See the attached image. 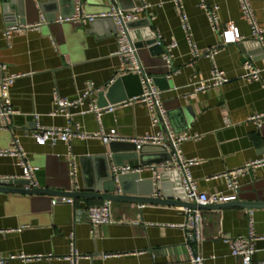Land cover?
Wrapping results in <instances>:
<instances>
[{
  "label": "crops",
  "instance_id": "1",
  "mask_svg": "<svg viewBox=\"0 0 264 264\" xmlns=\"http://www.w3.org/2000/svg\"><path fill=\"white\" fill-rule=\"evenodd\" d=\"M64 1L61 12H50L48 16L40 13L38 20L31 17L22 23H41L38 28L14 32L8 39L3 30L15 24V20L3 11L4 0H0V80L7 74L18 75L10 89L16 113L10 117L8 127L0 128V149L10 147L17 138L29 162L37 167L35 178L39 187L63 189L56 185L69 176L72 189L82 191L95 176L128 165L139 168L131 171L143 181L139 191H151V196L175 195L181 184L178 174L164 176L163 187L153 176V167L168 172L155 163L164 154L154 156L146 149L141 152L140 146L133 149L128 140L104 143L101 138L90 136L54 145H38L34 141L31 132L36 124L44 128L69 124L66 116L50 115L53 93L76 99L88 82L99 89L86 97L82 106L70 109L71 125L79 124L88 133L100 128L115 129L125 139L156 130L150 125L144 104L138 100L116 104L113 111L102 112L99 120L92 112L79 113L91 99L99 102L100 91H104L100 100L108 102L105 92L124 74L118 72L121 59L115 53L118 46L113 24L108 19L57 23L58 15L73 13L72 0ZM249 1L258 24L264 27V0ZM117 2L123 7L129 0ZM142 2L148 6L138 20L131 22L133 39L144 37L150 28L164 46L177 44L171 50L169 72L159 84H154L161 92L172 131L188 135L179 148L185 158L195 159L190 166L191 176L201 193L228 192L225 181L216 175L238 168L247 160L264 157V122L255 126L249 121L252 114L264 111V70L258 79L242 77L246 59L264 67L261 49L251 40L237 0H206L209 6L219 8L218 25L233 23L236 33L244 39L223 46L213 57L228 81L194 94V87L208 79L213 61L203 55L193 56L180 26L179 11L171 0ZM182 3L191 41L199 50L217 47L219 36L209 25L204 10L198 7V0ZM82 8L96 13L107 10L108 5L104 0H84ZM16 23L19 24L18 20ZM125 91L116 87L109 96L114 103L108 104L122 101ZM167 149L171 154L172 149ZM124 155L131 157L125 159ZM71 160L76 168L74 176L69 173ZM21 175L15 157L0 155V179ZM238 181L241 191L236 193V200L264 198V166L241 175ZM50 199L0 191V257L6 258L8 264H70L66 259L70 233L81 256L77 264H189L188 248L204 258L203 264H239L225 239L247 234L250 218L256 250L253 261L264 264V206L249 210L243 206L199 208V236L189 241L187 232L180 227L186 222L180 205L110 201L113 222L92 227L86 220L85 209L104 200L75 198L72 205H52ZM19 252L50 257L26 262L14 257Z\"/></svg>",
  "mask_w": 264,
  "mask_h": 264
},
{
  "label": "built area",
  "instance_id": "2",
  "mask_svg": "<svg viewBox=\"0 0 264 264\" xmlns=\"http://www.w3.org/2000/svg\"><path fill=\"white\" fill-rule=\"evenodd\" d=\"M108 5V9L105 11H100L96 13L85 12L82 8L84 0H74V14L71 15H58L55 18V22H74L79 23L88 21L92 22L96 18H109L116 30L117 34V50L115 53L119 55L121 59V66L118 69L119 73H136L141 81L142 93L140 95H135L130 100L141 101L146 112L149 115L151 127H156V130L152 134H144L141 136H135L132 139H125L121 137L115 129H110L104 131L100 130L88 133L81 130L79 124L71 125V111L70 109L82 106L86 97L98 91L94 87L92 82H88L85 89L76 99H68L66 97H61L57 93H53V108L49 112L50 115H62L69 119V124L65 127H48L44 128L35 125L31 132L34 141L38 145L50 144L54 145L58 142H69L73 138H79L81 140L92 137L101 138L102 142L110 143L112 141H130L134 146H141L142 144H158L163 145L167 148L172 149L170 160L157 163L156 166L165 171H174L180 177L181 187L183 189L185 200L188 202H195L197 204H222L223 202L236 200V190L239 188L238 178L250 172L257 167L264 166V157H257L256 159H250L244 162L243 165L238 168L231 169L222 172L215 177L221 178L225 181V186L228 192H211V193H201L198 191L197 183L191 176L190 166L195 162V159L185 158L179 148V143L186 140L188 135H176L172 131L168 115L166 114V109L163 105V99L160 90L154 84L152 76L144 71V68L139 62L137 57V47L134 45L135 40L131 36L130 28L128 27L131 22L139 19L140 14L145 11L148 5L144 4L142 0H132L133 4L130 8H124L120 6L117 0H104ZM176 9L179 11L180 26L185 32V37L188 44L191 46V52L194 57H199L201 55L209 58L213 61V57L219 52V50L228 44L236 43L242 41L244 38L236 33V27L231 22H227L224 27L218 25L219 13L218 6H209L206 0H198V7L202 8L207 16V20L212 29L219 36V44L217 47L201 49L197 47L195 43L191 41L190 37V26L188 22V16L183 8L182 0H171ZM238 6L240 7L242 16L245 22L248 24L250 29L251 40L256 42L260 47L261 52L264 57V27L258 24L256 17L254 15V9L251 7L249 0H237ZM41 23H27V24H10L3 30V34L6 38H10L14 32L26 31L27 29L38 28ZM159 41V40H158ZM160 42V41H159ZM175 42L166 44L165 54L163 59L168 63L170 62L171 50L176 46ZM243 74L242 77L254 80L258 79L260 72L264 70L253 64L251 59H246L243 62ZM18 75L15 73L7 74L3 76L0 80V128H6L9 126L10 117L12 114L16 113V109L13 107L12 101L10 99V89L13 84V80ZM113 81V80H112ZM228 81L225 72L217 68L216 65L212 64L210 70V75L207 80L202 81L196 85L193 89V93H203V91L210 88H217L220 85ZM125 101L116 102L115 104H107L105 106H97L94 99H91L86 108H82L79 111L80 114L86 112H92L97 119H100V114L102 112H111L114 110L116 104H121ZM37 117V115H35ZM249 121L255 126H260L264 122V111L252 114L249 117ZM0 155L15 157L17 164L21 167L22 175L21 177L28 180L29 187L37 186V181L35 178V171L37 167L31 164L27 158V152L24 151L20 145L17 138L13 139L11 146L8 148L0 149ZM70 165V175L74 176L76 173V168L74 161L69 162ZM139 168H133L128 165L115 168L114 171H136ZM153 176L155 179H159V171L156 168H152ZM60 203H70L73 204L74 199L72 197L58 196L51 199V204ZM182 209L185 213L186 222L181 224L180 227L184 229L187 234L189 241H194L199 236V226L202 221L201 213L198 208L183 207ZM249 210V209H247ZM86 220L89 224L93 226H100L102 224H109L113 222L111 218V202L108 200L102 201L100 205H89L85 209ZM70 250L66 259L70 264H77L78 259L81 257L74 248L73 235L70 233ZM255 239L254 233L252 232V218L248 222L247 234H242L230 238H226L225 241L228 243L231 255H233L239 264H258L253 261V255L255 253V248L253 246V240ZM189 252V264H203L204 258L201 255H197L192 252L191 248H188ZM15 258H20L23 261H34L41 260L43 258H49L50 256L43 254L29 255L23 252L17 253ZM0 264H8L6 258L0 257Z\"/></svg>",
  "mask_w": 264,
  "mask_h": 264
},
{
  "label": "water",
  "instance_id": "3",
  "mask_svg": "<svg viewBox=\"0 0 264 264\" xmlns=\"http://www.w3.org/2000/svg\"><path fill=\"white\" fill-rule=\"evenodd\" d=\"M64 0H4L3 2V11L8 14L9 17L14 18L16 23L17 20L19 23H24L27 21V18H34L38 20L40 13H45L47 16L50 12H61V6L64 3ZM133 4L132 0H129V3L123 5L124 8H130ZM122 6V5H120ZM72 14H74V0H72ZM64 15V14H62ZM112 23L109 18H96V20H106ZM92 21V22H94ZM90 22V23H92ZM81 23V22H79ZM75 23V24H79ZM131 27V24L128 25ZM134 45L137 47V57L139 62H141L144 71L147 74H153L152 79L157 85L163 80V75H167L169 72V63L163 59L165 54V47L161 44L158 39L154 36L153 31L149 28L144 37H139L135 40ZM116 82L111 84L107 91L105 92V97L108 98V102L114 103L109 96L110 93L116 89V87H123L126 91L124 92L122 101L133 98L135 95H140L142 93V85L139 77L136 73H126L120 77H117ZM122 85V86H121ZM127 92H132L128 93ZM104 91H100L98 97L101 99ZM130 94V95H129ZM131 96V97H130ZM99 99L97 106L107 105L108 102H102ZM115 142V141H112ZM133 149L135 146L133 145ZM146 149V152H150L154 156L164 154V158L156 159L155 163L164 162L170 160L171 154L168 149L163 145L158 144H142L139 147L141 152ZM109 150L116 152L111 147ZM126 151H130L126 150ZM131 155H124L123 158L129 159ZM117 166L118 164L114 162ZM170 173H175L174 171L170 172H160L159 181L163 187V178ZM143 181L139 177V174H133L131 171L122 172L120 170L114 171L107 170L104 174L100 176L97 175L91 181L89 186L84 187V190L78 191L73 190L71 186L70 177L61 180L60 186L63 189L49 187H39L33 186L29 187L28 180L19 177V178H3L0 179V191H4L10 194H20L27 196H36L43 195L47 196L49 199L52 197L63 196V197H72L75 198H91L99 200H108L112 202L126 201L132 203H160L165 205H180L183 207H192V208H206L212 207L215 209L223 208V206H237V207H246L247 209L257 208L258 206H264V198L259 200H253L251 198H245L240 200L223 202L222 204H206L201 205L195 202H187L185 200V195L181 184L178 188L175 189V195L171 196H151L152 192H141L139 191L140 186ZM241 191V188L236 190L238 194ZM51 200V199H50ZM60 202H57L52 205H56ZM70 204V203H63ZM72 205V204H70Z\"/></svg>",
  "mask_w": 264,
  "mask_h": 264
}]
</instances>
